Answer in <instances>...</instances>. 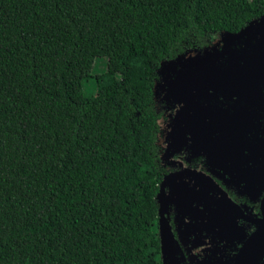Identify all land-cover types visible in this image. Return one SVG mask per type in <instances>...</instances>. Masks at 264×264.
I'll return each instance as SVG.
<instances>
[{
    "label": "trees",
    "instance_id": "16d2710c",
    "mask_svg": "<svg viewBox=\"0 0 264 264\" xmlns=\"http://www.w3.org/2000/svg\"><path fill=\"white\" fill-rule=\"evenodd\" d=\"M263 13L264 0H0V264H160L157 70Z\"/></svg>",
    "mask_w": 264,
    "mask_h": 264
},
{
    "label": "flooded vegetation",
    "instance_id": "af4514ba",
    "mask_svg": "<svg viewBox=\"0 0 264 264\" xmlns=\"http://www.w3.org/2000/svg\"><path fill=\"white\" fill-rule=\"evenodd\" d=\"M159 97L160 264H264V86L240 83L238 100L213 99L224 120L238 111L233 131L208 126L194 104L179 115L172 94ZM160 205L171 238L164 249Z\"/></svg>",
    "mask_w": 264,
    "mask_h": 264
},
{
    "label": "water",
    "instance_id": "95a60500",
    "mask_svg": "<svg viewBox=\"0 0 264 264\" xmlns=\"http://www.w3.org/2000/svg\"><path fill=\"white\" fill-rule=\"evenodd\" d=\"M159 72L161 78L155 81L154 97L158 99L162 94L166 98L172 94L175 98L172 99L182 104L179 115H188L194 104L199 112L208 113L204 119H208V126L220 130L223 124L226 131H233L238 128V111L226 115L227 120H224L220 108L213 105V99L225 95L228 103L238 100L240 83L264 86V13L239 31L219 33L203 48L189 49L175 58L162 61ZM159 197L160 193L157 200ZM159 214L164 249L171 243V238L169 226L166 227L162 221L161 205Z\"/></svg>",
    "mask_w": 264,
    "mask_h": 264
},
{
    "label": "rangeland",
    "instance_id": "374dc122",
    "mask_svg": "<svg viewBox=\"0 0 264 264\" xmlns=\"http://www.w3.org/2000/svg\"><path fill=\"white\" fill-rule=\"evenodd\" d=\"M106 66V59L104 58H97L94 62L93 66V73H99L105 69ZM84 90L88 94H93L96 91L95 83L91 81H87L84 83Z\"/></svg>",
    "mask_w": 264,
    "mask_h": 264
}]
</instances>
